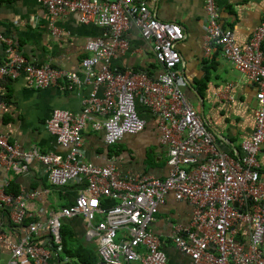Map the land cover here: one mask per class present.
Here are the masks:
<instances>
[{"label":"built area","instance_id":"1","mask_svg":"<svg viewBox=\"0 0 264 264\" xmlns=\"http://www.w3.org/2000/svg\"><path fill=\"white\" fill-rule=\"evenodd\" d=\"M49 12L50 30L61 35L56 25L63 14L76 12L82 23H96L112 31L109 39L98 37L87 42L90 55L82 59V73L55 67L50 63H30L14 45L12 38L0 32L10 55L0 65V77L17 78L24 72L31 85L39 88L66 83V88L90 86L82 99V109L74 113L56 108L46 120L47 130L56 137L65 152H42L23 149L0 132V159L4 165L38 160L45 165L53 186L72 183L82 185L74 201L45 222H34L18 242L10 243L12 256L7 264H17L27 255L35 264H49L61 246L63 218L81 215L88 233L99 236L98 256L101 264H167L168 255L161 237L152 224L167 196L193 205L189 225L173 228L175 245L191 258V264H264V179L258 154L264 148V20L258 24L246 45L239 44L235 31L218 20L216 0H205L207 12L205 53L220 47L223 56L234 67L257 83L255 126L241 143L242 154L234 157L222 149L212 130L183 89L179 71L181 53L178 43L184 38L182 26L159 19L148 0H38ZM131 25L152 45L160 65L156 76L146 71L120 70L115 65L119 52H126V37ZM101 91V92H100ZM148 109L159 121L160 141L168 148L169 174L156 177L141 174L121 175L113 162L103 165L85 158L83 131L95 113L103 116L98 129H103L108 145L118 143L126 134L140 132L146 119L139 107ZM8 185V183H6ZM0 206L11 208L10 220L21 224L27 212L26 197L39 196L34 189L27 195L5 192ZM102 198L117 203L103 206ZM1 209V210H2ZM102 215L98 219V215ZM239 221L249 224L250 240L237 238ZM48 230L43 242L39 231ZM120 229L127 233L118 239ZM52 238L57 250L45 244ZM7 242L0 232V242ZM140 248H144L141 251ZM69 257H67L68 259Z\"/></svg>","mask_w":264,"mask_h":264},{"label":"crops","instance_id":"2","mask_svg":"<svg viewBox=\"0 0 264 264\" xmlns=\"http://www.w3.org/2000/svg\"><path fill=\"white\" fill-rule=\"evenodd\" d=\"M149 7L162 20L178 22L184 30V38L178 43L181 53L179 71L183 73V89L215 134L219 145L234 157L242 154L241 143L248 138L255 126V109L258 85L239 72L232 62L223 56L220 47L205 53L207 12L205 0H148ZM218 20L225 28L235 31L239 44L246 45L254 28L264 20V0H216ZM56 25L62 34L53 35L50 30L49 12L38 0H0V32L12 38L14 45L24 53L30 63H50L55 67L82 73V59L90 55L87 42L91 39L112 37L108 27L96 23H82L80 14L70 12L57 18ZM126 37L129 48L119 52L115 65L120 70L146 71L156 76L160 65L155 59L152 45L141 35L140 29L131 25ZM9 47L0 41V65L8 62ZM66 83L39 88L31 85L24 72L17 78L0 77V132L23 149L38 148L42 152H65L56 137L46 128V120L56 108L74 113L82 109V99L90 86L66 88ZM101 92V91H100ZM140 114L146 119L145 127L138 133L126 134L121 141L108 145L103 129H98L102 115L95 113L83 131L85 158L96 164L113 162L121 175L141 174L166 177L169 174L168 148L160 141L159 121L148 109L140 106ZM261 177L264 179V148L259 152ZM6 183H16L20 192L27 195L34 189L39 196H27V212L21 224L10 225L1 214L0 232L7 242H0V264H7L12 256L10 243H16L29 232L31 223L45 222L51 216L71 204L82 185L72 183L53 186L47 177L45 165L38 160L26 161L15 166L4 165L0 159V200L4 199ZM8 208H11L7 205ZM193 205L178 201L173 194L167 196L155 215L152 229L163 242L168 255L167 264H191V258L182 252L172 239L177 224L189 225ZM98 219L102 215L97 216ZM63 231L68 246L79 249L77 256L68 259L52 258L49 264H101L98 257L99 236L88 233L84 218L79 215L63 218ZM249 224L239 221L235 230L237 238L250 240ZM120 229L118 239L126 235ZM48 230L39 231L41 243ZM63 239V238H62ZM264 251V241L262 243ZM144 251V248H140ZM87 252L97 255L94 259ZM71 258V260H69ZM90 258V260H89ZM88 261V262H87ZM90 262V263H91ZM17 264H35L27 255L18 258ZM131 264H143L134 261Z\"/></svg>","mask_w":264,"mask_h":264},{"label":"trees","instance_id":"3","mask_svg":"<svg viewBox=\"0 0 264 264\" xmlns=\"http://www.w3.org/2000/svg\"><path fill=\"white\" fill-rule=\"evenodd\" d=\"M263 48H264V44H263ZM5 192L7 194H10V195H18L20 193V189H19V186L18 184L16 183H12V184H9L5 187ZM101 202H102V205L103 206H111V205H114L117 203V200L116 199H112V198H102L101 199ZM1 214L4 218H8L7 220L10 222L9 224L13 226V222L12 220H10V210L8 207L4 206L3 209L1 210ZM61 237L63 238L62 239V243H61V246H62V249L59 251L58 255L60 256V258H62V254L65 255V257H73V256H77L78 253L80 252L79 249H74L73 247H70L68 246V242H67V237L64 235V231H63V224H62V227H61ZM47 247L50 248V250L52 251H56L57 250V247H58V244L54 242V240L52 238L49 239V241H47V243L45 244ZM88 255H90V258L92 257L94 259L97 258V255L95 256V254L91 253V252H87ZM89 258V260H90ZM71 260V258L69 259ZM88 262V261H87ZM91 262V261H90ZM88 262L89 264H94V263H90Z\"/></svg>","mask_w":264,"mask_h":264},{"label":"clouds","instance_id":"4","mask_svg":"<svg viewBox=\"0 0 264 264\" xmlns=\"http://www.w3.org/2000/svg\"><path fill=\"white\" fill-rule=\"evenodd\" d=\"M178 23V22H177ZM183 28V27H182ZM2 42V41H1ZM4 43V42H3ZM18 47V46H17ZM19 49V48H18ZM22 52V51H21ZM23 53V52H22ZM24 54V53H23ZM14 143V142H13Z\"/></svg>","mask_w":264,"mask_h":264}]
</instances>
